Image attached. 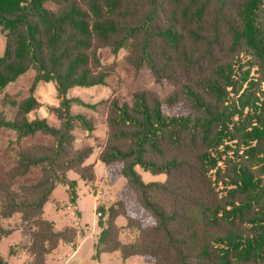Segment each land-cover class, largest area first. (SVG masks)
I'll list each match as a JSON object with an SVG mask.
<instances>
[{"label": "trees", "instance_id": "16d2710c", "mask_svg": "<svg viewBox=\"0 0 264 264\" xmlns=\"http://www.w3.org/2000/svg\"><path fill=\"white\" fill-rule=\"evenodd\" d=\"M0 30V91L33 70L34 84L55 83L63 99L53 110L59 127L30 120L40 105L33 96L11 102L13 121L0 113V131L51 140L23 147L0 175V242L16 230L28 240L11 254L48 264L60 243L77 240L76 229L44 218L58 185L76 202L68 173L96 180L86 165L94 147L77 148L75 134L95 124L65 96L120 83L100 53L106 60L125 49L129 65L173 91L110 101L98 160L109 184L125 177L126 185L113 206L98 208L96 258L119 251L151 264H264V0H0ZM138 168L166 182L147 184ZM15 214L21 224L2 227ZM118 217L138 231L134 241L121 242Z\"/></svg>", "mask_w": 264, "mask_h": 264}, {"label": "rangeland", "instance_id": "374dc122", "mask_svg": "<svg viewBox=\"0 0 264 264\" xmlns=\"http://www.w3.org/2000/svg\"><path fill=\"white\" fill-rule=\"evenodd\" d=\"M6 49V37L0 30V56L4 55ZM102 63L105 65L115 64L117 74L121 78L117 83V78L113 77L107 86H95L88 88H72L66 94L69 101L70 110L73 113L85 114L95 124L92 133H84L80 129L75 130L77 137L76 147L92 145L94 153L87 160L86 165H93L96 174V181L86 182L77 174L70 172L68 178L76 183V202L72 201L68 187L58 185L50 200L44 208V218L55 225L57 230L66 227L77 230L78 238L82 237L83 229L86 235L93 234V237L82 243L77 254L73 255L68 246L62 242L59 247L48 256L50 264H144L138 257L124 259L122 254L117 251L114 253L101 254L96 258V244L101 228L97 222L100 216L97 215L99 207L108 208L117 202L118 194L126 185L125 177H119L116 182L109 184L105 166L98 160L101 147L107 141L106 119L108 107L113 98L120 102H131V95L138 90L147 89L166 97L173 91L170 84H158L155 82L147 67H142L138 71L126 61L127 50L122 49L117 56H112L104 60L100 53ZM35 72L29 70L20 77L15 83L10 84L0 91V113L7 121H13L18 111V107L11 102L21 101L33 96L39 102V108L30 113V120L43 119L50 126L59 127L60 122L54 113V109L61 106L62 98L59 96L55 83L40 82L34 84ZM253 75V73H252ZM256 76V75H253ZM84 102V105L81 103ZM50 138L38 135L35 138L18 140L17 133L12 130L0 131V175L11 170L17 163V154L25 146L31 144H48ZM98 163L97 166L95 163ZM114 171V170H113ZM115 172V171H114ZM137 172L145 183H165L166 175H154L140 168ZM116 173V172H115ZM37 172L31 177L37 176ZM92 189V190H91ZM93 191L94 194H91ZM98 192L100 195L95 196ZM128 198V193H124ZM130 198V197H129ZM131 199V198H130ZM134 211L136 212L135 208ZM21 215L15 214L12 219L4 221L2 227L8 228L9 225H20ZM116 224L121 228L120 240L127 244L134 241L138 236L136 229L127 228V221L124 217H119ZM12 227V226H11ZM28 240L21 231L16 230L11 235L4 237L0 242V257L7 264H26L30 258L25 251L20 250L15 255L11 254L14 247L27 244ZM147 264V263H146Z\"/></svg>", "mask_w": 264, "mask_h": 264}, {"label": "crops", "instance_id": "0c3cea01", "mask_svg": "<svg viewBox=\"0 0 264 264\" xmlns=\"http://www.w3.org/2000/svg\"><path fill=\"white\" fill-rule=\"evenodd\" d=\"M97 162L95 163V165L97 166ZM103 164V163H102ZM104 165V164H103ZM105 166V165H104ZM95 170V169H94ZM106 170V169H105ZM96 181V180H95ZM94 181V182H95ZM91 183H93V182H91ZM94 194V193H93ZM99 195V194H98ZM98 195H97V197H98ZM119 218V217H118ZM117 218V219H118ZM116 219V220H117ZM97 224H98V222H97ZM81 234H82V237L79 239V238H77V240L74 242V243H70V242H63L64 243V245L65 246H68L69 248H70V251H73L74 253H73V255H75V254H77V252H78V250H79V247H80V245L82 244V243H84L85 241H87L89 238H91V237H93V234H90V235H86L85 234V232H84V230L82 229L81 230ZM11 235V234H10ZM2 241V240H1ZM61 244V243H60ZM59 247V246H58ZM114 253V252H113ZM102 254H104V253H102ZM16 255V254H15ZM133 257H138V258H140L141 260L140 261H142L144 264H151V263H149L148 261H146L145 260V258H143V257H140V256H133ZM133 257H130V258H133ZM129 259V258H128ZM47 263L48 264H50L49 263V261H48V257H47Z\"/></svg>", "mask_w": 264, "mask_h": 264}, {"label": "built area", "instance_id": "2783aa9c", "mask_svg": "<svg viewBox=\"0 0 264 264\" xmlns=\"http://www.w3.org/2000/svg\"><path fill=\"white\" fill-rule=\"evenodd\" d=\"M91 190H92V189H91ZM91 194H93V191H92V193H91ZM98 194L100 195V192H98V193H97L95 196H97ZM97 215H98V216H101V213H100V212H98V213H97Z\"/></svg>", "mask_w": 264, "mask_h": 264}]
</instances>
